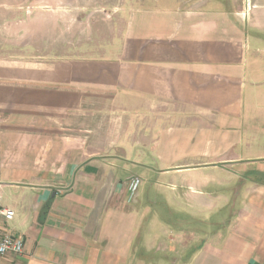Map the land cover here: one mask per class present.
I'll return each mask as SVG.
<instances>
[{
    "label": "crops",
    "instance_id": "crops-1",
    "mask_svg": "<svg viewBox=\"0 0 264 264\" xmlns=\"http://www.w3.org/2000/svg\"><path fill=\"white\" fill-rule=\"evenodd\" d=\"M123 2L0 0L12 264H264V125L247 107L264 67L250 80L245 58L264 1ZM99 101L110 126H90ZM132 177L152 188L130 195Z\"/></svg>",
    "mask_w": 264,
    "mask_h": 264
},
{
    "label": "rangeland",
    "instance_id": "rangeland-1",
    "mask_svg": "<svg viewBox=\"0 0 264 264\" xmlns=\"http://www.w3.org/2000/svg\"><path fill=\"white\" fill-rule=\"evenodd\" d=\"M89 3H88V7L90 10H94L96 9L97 7L99 8L100 11L102 10H113L112 8L115 7V9L117 8H124V7H127L124 5V0H88ZM234 2L237 1L238 4L240 5V3H242V1L244 2V0H233ZM246 1V0H245ZM248 1V0H247ZM264 1V0H262ZM117 7V8H116ZM104 8V9H103ZM218 8H222V10H225L228 8V5L227 4H223V3H220L218 5ZM247 37V42L249 43V46H248V50L247 52L245 53V58H246V62H247V67L248 69V73H249V76H251L250 80H252L253 78L255 77H260V73H261V77H264V70L262 72L259 73L258 76H255L253 77L254 75H256V71H257V67L259 65H262L264 67V45L263 43H260L259 42H256V43H253V40H252V35L250 34L249 37ZM263 39L262 41H264V33L262 35ZM256 69L255 72H251L252 70ZM259 70L260 67H259ZM253 77V78H252ZM263 82V84L259 85V92H264V81H261ZM264 97V96H262ZM106 103V104H105ZM257 104V108H254L255 105ZM111 105L110 103H108L107 101L106 102H102V101H99V103L97 104V102H94L92 104H90L89 106V110H90V113L93 114L92 118L94 120V122H90V126H94L96 124H106L107 126L109 125H112L111 123H113V115L111 113ZM247 107L251 110L250 114L251 116H254V117H257V118H261L259 120L260 123H263L264 125V98L262 99H258L257 101L254 100V101H248L247 102ZM97 119V121H96ZM140 187L141 188H147V187H151L152 186L150 184H147V182H141L140 181ZM181 249V248H179ZM15 255H6V256H0V264H12L13 263V259H15ZM163 258L161 257H158V255H155L153 257H149V261L154 263V264H162Z\"/></svg>",
    "mask_w": 264,
    "mask_h": 264
},
{
    "label": "built area",
    "instance_id": "built-area-1",
    "mask_svg": "<svg viewBox=\"0 0 264 264\" xmlns=\"http://www.w3.org/2000/svg\"><path fill=\"white\" fill-rule=\"evenodd\" d=\"M140 185L138 178L132 177L127 182V191L132 195ZM13 212L0 206V221L6 222L13 218ZM24 252V240L4 230L0 231V256L15 255L21 256Z\"/></svg>",
    "mask_w": 264,
    "mask_h": 264
},
{
    "label": "trees",
    "instance_id": "trees-1",
    "mask_svg": "<svg viewBox=\"0 0 264 264\" xmlns=\"http://www.w3.org/2000/svg\"><path fill=\"white\" fill-rule=\"evenodd\" d=\"M257 176H258V178H256L257 181H261V180H263V179H261L262 177H261L260 175H257Z\"/></svg>",
    "mask_w": 264,
    "mask_h": 264
}]
</instances>
